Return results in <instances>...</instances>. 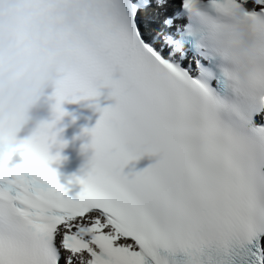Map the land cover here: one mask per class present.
Segmentation results:
<instances>
[{"label":"snow or ice","instance_id":"obj_1","mask_svg":"<svg viewBox=\"0 0 264 264\" xmlns=\"http://www.w3.org/2000/svg\"><path fill=\"white\" fill-rule=\"evenodd\" d=\"M71 54L56 110L113 103L75 197L44 133L0 160V264H264V0H83Z\"/></svg>","mask_w":264,"mask_h":264},{"label":"clouds","instance_id":"obj_2","mask_svg":"<svg viewBox=\"0 0 264 264\" xmlns=\"http://www.w3.org/2000/svg\"><path fill=\"white\" fill-rule=\"evenodd\" d=\"M82 8L83 0H0V160L40 133L65 147L57 140L69 115L62 105L78 100L65 99L58 112L55 94L76 69L71 50Z\"/></svg>","mask_w":264,"mask_h":264}]
</instances>
